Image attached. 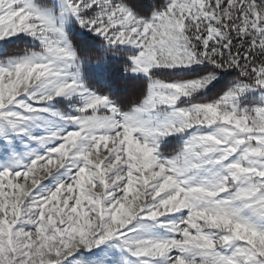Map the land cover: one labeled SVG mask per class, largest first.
Returning <instances> with one entry per match:
<instances>
[{
  "label": "snow or ice",
  "instance_id": "6c2138e0",
  "mask_svg": "<svg viewBox=\"0 0 264 264\" xmlns=\"http://www.w3.org/2000/svg\"><path fill=\"white\" fill-rule=\"evenodd\" d=\"M0 264H264V0H0Z\"/></svg>",
  "mask_w": 264,
  "mask_h": 264
}]
</instances>
